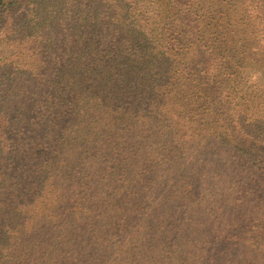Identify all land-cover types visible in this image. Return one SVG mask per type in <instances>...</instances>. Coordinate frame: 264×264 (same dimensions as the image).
Masks as SVG:
<instances>
[{"label":"trees","instance_id":"16d2710c","mask_svg":"<svg viewBox=\"0 0 264 264\" xmlns=\"http://www.w3.org/2000/svg\"><path fill=\"white\" fill-rule=\"evenodd\" d=\"M264 0H0V264H264Z\"/></svg>","mask_w":264,"mask_h":264},{"label":"rangeland","instance_id":"374dc122","mask_svg":"<svg viewBox=\"0 0 264 264\" xmlns=\"http://www.w3.org/2000/svg\"><path fill=\"white\" fill-rule=\"evenodd\" d=\"M247 75L250 76L254 80V82L258 85L264 88V69L263 67L256 65L254 63H251L248 67Z\"/></svg>","mask_w":264,"mask_h":264}]
</instances>
